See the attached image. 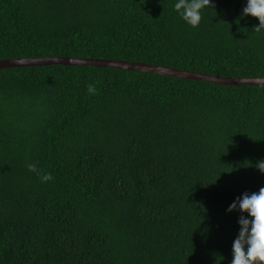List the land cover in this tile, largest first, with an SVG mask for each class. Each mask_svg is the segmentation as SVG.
Listing matches in <instances>:
<instances>
[{
  "label": "trees",
  "instance_id": "obj_1",
  "mask_svg": "<svg viewBox=\"0 0 264 264\" xmlns=\"http://www.w3.org/2000/svg\"><path fill=\"white\" fill-rule=\"evenodd\" d=\"M173 2L0 0V61L264 78V30L241 19L246 0H211L198 28ZM261 160L264 86L94 66L0 70V264H231L239 213L227 209L264 187Z\"/></svg>",
  "mask_w": 264,
  "mask_h": 264
},
{
  "label": "clouds",
  "instance_id": "obj_2",
  "mask_svg": "<svg viewBox=\"0 0 264 264\" xmlns=\"http://www.w3.org/2000/svg\"><path fill=\"white\" fill-rule=\"evenodd\" d=\"M212 7L211 0H174L173 11L191 28H198L203 20V13ZM252 17L258 20L254 31L264 30V0H246L241 19ZM95 85H88V92L95 93ZM264 174V160L254 165ZM29 172L46 183L53 180L51 173L40 172L33 165H28ZM227 211L238 212L239 231L232 245L231 264H264V187L258 192H245L237 197Z\"/></svg>",
  "mask_w": 264,
  "mask_h": 264
},
{
  "label": "water",
  "instance_id": "obj_3",
  "mask_svg": "<svg viewBox=\"0 0 264 264\" xmlns=\"http://www.w3.org/2000/svg\"><path fill=\"white\" fill-rule=\"evenodd\" d=\"M52 65L63 66H94L97 68H114L125 71H139L148 74H157L175 77L183 80L205 81L223 86H264V78H230L206 73L182 71L159 65H150L141 62H128L105 59H86L71 57L27 58L0 61V70L22 67H43Z\"/></svg>",
  "mask_w": 264,
  "mask_h": 264
}]
</instances>
